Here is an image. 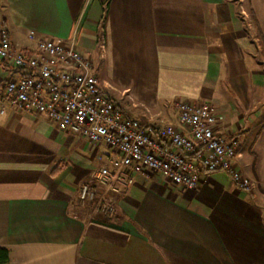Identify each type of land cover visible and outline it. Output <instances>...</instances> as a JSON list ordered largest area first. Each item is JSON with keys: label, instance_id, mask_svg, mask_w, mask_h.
Segmentation results:
<instances>
[{"label": "crops", "instance_id": "1", "mask_svg": "<svg viewBox=\"0 0 264 264\" xmlns=\"http://www.w3.org/2000/svg\"><path fill=\"white\" fill-rule=\"evenodd\" d=\"M239 1L0 0L12 47L32 54L28 34L77 50L82 39L102 67L99 76L93 66L102 92L127 117L178 124L172 101L209 103L215 132L238 139L234 166L253 184L201 170L184 189L132 172L130 187L108 195L114 215L103 216L96 201L80 204L78 189L98 167L112 170L117 151L11 107L4 84L21 72L0 60L4 264H264V53ZM248 3L264 41V0Z\"/></svg>", "mask_w": 264, "mask_h": 264}, {"label": "built area", "instance_id": "2", "mask_svg": "<svg viewBox=\"0 0 264 264\" xmlns=\"http://www.w3.org/2000/svg\"><path fill=\"white\" fill-rule=\"evenodd\" d=\"M33 53L12 47L0 31V60L21 72L4 84L11 107L45 115L61 131L78 135L92 144H104L119 157L112 170L98 167L91 182L78 189L80 204L96 201L95 210L112 217V195L133 183L132 172L161 174L173 185L194 189L201 170L226 172L239 188L253 184L234 166L238 158L236 137L215 132L217 118L209 103L174 100L178 124L125 116L103 92L89 60L73 41L44 39L28 34ZM100 187L98 193L93 184Z\"/></svg>", "mask_w": 264, "mask_h": 264}, {"label": "rangeland", "instance_id": "3", "mask_svg": "<svg viewBox=\"0 0 264 264\" xmlns=\"http://www.w3.org/2000/svg\"><path fill=\"white\" fill-rule=\"evenodd\" d=\"M239 13H240V16L242 18L243 21H245V25H246V28L250 31L251 35L253 36V31H252V24H251V21H250V18H249V15L247 14V10H246V3L243 2V0H241V2L239 1ZM86 20V18H84V20L82 21V23H84ZM87 24V23H86ZM88 28H89V25L87 24ZM249 26V27H248ZM252 36H249V38H252ZM71 41V40H70ZM73 41V40H72ZM74 43V41H73ZM77 47H78V50L80 51V53L82 52L84 54V56L88 59V60H91V64H92V67H96V68H99L98 70V75L99 76H102V67L100 68V65H97L95 63V58H94V53H89L87 49V47H85V45L83 44V40L80 39L79 41H77ZM75 45V44H74ZM94 69V68H93ZM138 110H141V111H145L147 110V108H138ZM151 111L148 110V113H150Z\"/></svg>", "mask_w": 264, "mask_h": 264}, {"label": "trees", "instance_id": "4", "mask_svg": "<svg viewBox=\"0 0 264 264\" xmlns=\"http://www.w3.org/2000/svg\"><path fill=\"white\" fill-rule=\"evenodd\" d=\"M244 2L246 3L247 14L249 15L252 27H253V29L255 31V35L259 39V44L262 47V53H264V41H262V39H261L260 32H259V29L257 27L256 21H255V19L253 17L252 10H251V8L249 6L248 0H244ZM105 11H106V6L104 7L103 14L105 13ZM7 260H8V251H7V249L0 247V264L6 263Z\"/></svg>", "mask_w": 264, "mask_h": 264}, {"label": "bare ground", "instance_id": "5", "mask_svg": "<svg viewBox=\"0 0 264 264\" xmlns=\"http://www.w3.org/2000/svg\"><path fill=\"white\" fill-rule=\"evenodd\" d=\"M239 146H240V144H239Z\"/></svg>", "mask_w": 264, "mask_h": 264}]
</instances>
